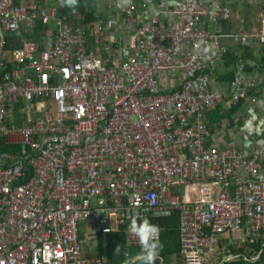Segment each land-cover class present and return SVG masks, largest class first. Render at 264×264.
Here are the masks:
<instances>
[{
  "label": "built area",
  "instance_id": "1",
  "mask_svg": "<svg viewBox=\"0 0 264 264\" xmlns=\"http://www.w3.org/2000/svg\"><path fill=\"white\" fill-rule=\"evenodd\" d=\"M26 1L0 0V69L14 65L0 82V146L12 149L0 151V264H105L83 255L81 222L92 220L98 234L125 226L128 246L140 248L130 218L152 223L176 211L184 264H206L227 232L242 243L264 238V147L219 146L208 126L225 100L257 102L250 93L258 82H246L241 68L227 93L213 88L229 49L203 20L229 10L162 1L143 22L128 0L123 24L137 26L138 41L117 64L91 53L84 30L57 6ZM38 21L55 23L42 47L24 39L4 52L6 34ZM257 36L264 39V18ZM200 41L214 44L215 55L198 52Z\"/></svg>",
  "mask_w": 264,
  "mask_h": 264
},
{
  "label": "crops",
  "instance_id": "2",
  "mask_svg": "<svg viewBox=\"0 0 264 264\" xmlns=\"http://www.w3.org/2000/svg\"><path fill=\"white\" fill-rule=\"evenodd\" d=\"M162 1H165L172 7L176 2L185 0H136L137 17L143 22L151 20L160 12L159 3ZM197 1L207 7H211V9L218 6L229 10L230 15L228 17L215 19L213 14L205 17L203 25L212 33L227 36L223 42L228 46V53L240 59L238 69L241 68L244 72L245 81L255 79L258 82L257 90L259 93L257 95V102L254 103L251 99L242 100L243 102L240 101L238 103L225 100L215 111L208 115V126L215 137L214 141L219 146L234 142L239 148H243L249 152L255 148L264 147V39L257 36L261 20L264 18V0ZM50 3L57 6L58 13L62 17L61 9L64 6H62L61 0H28L24 2V5L35 7V5L39 6L42 4L47 7ZM127 4L128 0H93V9L91 10L95 14L96 21L91 23L90 26H86L83 23L84 18L81 14V9L70 11L67 19L76 28L83 30L89 28V33L86 34V41L88 50L91 53L118 64L124 58L122 56L128 53H135L138 41L137 26L132 22L123 24V9L127 7ZM160 20L161 28L166 33L168 25L172 21V16L165 14ZM50 29H55L54 22L51 23ZM246 34L249 36V41L246 45H243L239 38ZM233 37L236 39H232ZM113 40H119L120 47L114 46L111 43ZM247 51L252 52L254 58L242 60ZM237 70L232 66H227L224 62L223 70L212 77L215 91L227 93L230 90L231 83L224 81L222 77H228L232 73L235 75ZM260 174L264 177V160L260 164ZM244 230L246 231V229ZM245 234L247 235V232ZM97 236L98 233L95 231V225L92 220L82 223L80 238L83 245V255L87 258L100 257L107 264L106 255L103 257L99 255ZM250 239L253 242L242 243L239 240H235L231 232L225 233L219 237L217 252L207 256L206 264H229L231 262H226L225 256H228L230 253L241 255V258L233 261V263L240 262L243 258V260L248 261L250 264H256L260 260L262 251L258 253L253 244H261L263 250L264 238L261 235H249L247 240L249 241ZM180 247L181 243L179 242V251ZM126 248V259L122 264H136L135 254L140 248L129 247L127 241ZM221 248L227 249L228 252H222ZM179 251L177 254H160L157 264H184ZM245 256L249 257V259H246Z\"/></svg>",
  "mask_w": 264,
  "mask_h": 264
},
{
  "label": "trees",
  "instance_id": "3",
  "mask_svg": "<svg viewBox=\"0 0 264 264\" xmlns=\"http://www.w3.org/2000/svg\"><path fill=\"white\" fill-rule=\"evenodd\" d=\"M93 0H78L77 6L73 8L63 7L61 9V15L66 23L69 25L75 27V25L68 21L67 15L70 11L81 9V14L83 16V23L86 24V26H90L91 23H94L96 21V17L94 12L91 10ZM66 17V18H65ZM51 24L44 25L42 22L38 21L33 30L27 31L23 30L21 34L17 33H8L5 35V44H4V52H11L16 49H19L22 46V42L24 39H30L42 47L46 33L48 30H50ZM76 28V27H75ZM85 32V38L86 34L89 33V28L87 30H84ZM254 56L252 52H246V54L243 56L242 60L245 59H253ZM239 58H237L235 55L228 53L225 56V63L227 66H232L236 68V70L239 67ZM12 63L7 64V68L0 69V82H3V77L6 74V72L11 71L13 68ZM219 73V72H218ZM224 81L226 82H232L235 78L234 73L230 74L228 77H222ZM258 87V86H257ZM259 91L257 88L253 89L250 93L251 96L258 95ZM243 102V101H242ZM239 105V104H238ZM16 148H14L15 150ZM5 150H12L8 146H0V151ZM152 224H159L163 230H162V237H161V243L163 244V249L160 254L167 255V254H177L178 249V243L180 242V233H179V224H180V213L174 212L173 215L166 219H158L157 221H152ZM125 226L120 227V230L118 232H111L107 234H98V249H99V255L103 257L106 255L107 257V264H122L126 259V234L124 232ZM181 243V242H180ZM253 247L256 248V251L258 253L262 251L260 255V260L257 261L256 264H263L264 263V249L262 250V245L254 243ZM119 249V251H116V249ZM181 251V247H180ZM179 251V252H180ZM246 257V256H245ZM249 259V257H246V259ZM237 261V260H236ZM228 264V263H226ZM229 264H250L246 260H242L240 262H231ZM252 264V263H251Z\"/></svg>",
  "mask_w": 264,
  "mask_h": 264
},
{
  "label": "clouds",
  "instance_id": "4",
  "mask_svg": "<svg viewBox=\"0 0 264 264\" xmlns=\"http://www.w3.org/2000/svg\"><path fill=\"white\" fill-rule=\"evenodd\" d=\"M61 2L62 6L73 9L78 4V0H61ZM195 48L205 57L215 55L214 44L200 41L195 45ZM127 231L137 239L140 246L139 251L135 254L136 264H157L163 249V244L158 238L159 227L152 224L147 218L137 220L136 217L132 216ZM116 251H119V249L117 248Z\"/></svg>",
  "mask_w": 264,
  "mask_h": 264
},
{
  "label": "rangeland",
  "instance_id": "5",
  "mask_svg": "<svg viewBox=\"0 0 264 264\" xmlns=\"http://www.w3.org/2000/svg\"><path fill=\"white\" fill-rule=\"evenodd\" d=\"M82 223H83V222L80 223V230H81ZM210 256H211V255H210ZM212 256H214V255H212Z\"/></svg>",
  "mask_w": 264,
  "mask_h": 264
}]
</instances>
